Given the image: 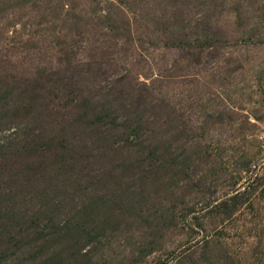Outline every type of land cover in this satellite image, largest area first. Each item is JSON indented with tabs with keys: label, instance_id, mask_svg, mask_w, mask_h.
I'll return each mask as SVG.
<instances>
[{
	"label": "rangeland",
	"instance_id": "374dc122",
	"mask_svg": "<svg viewBox=\"0 0 264 264\" xmlns=\"http://www.w3.org/2000/svg\"><path fill=\"white\" fill-rule=\"evenodd\" d=\"M0 264H264V0H0Z\"/></svg>",
	"mask_w": 264,
	"mask_h": 264
}]
</instances>
